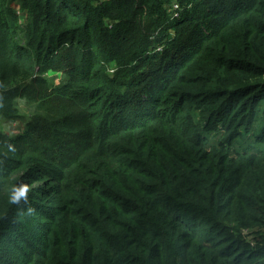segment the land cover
I'll return each instance as SVG.
<instances>
[{"label":"trees","instance_id":"trees-1","mask_svg":"<svg viewBox=\"0 0 264 264\" xmlns=\"http://www.w3.org/2000/svg\"><path fill=\"white\" fill-rule=\"evenodd\" d=\"M23 1L26 39L0 0V120L28 123L0 130V264H264V164L230 169L227 124L264 100V0Z\"/></svg>","mask_w":264,"mask_h":264},{"label":"rangeland","instance_id":"rangeland-1","mask_svg":"<svg viewBox=\"0 0 264 264\" xmlns=\"http://www.w3.org/2000/svg\"><path fill=\"white\" fill-rule=\"evenodd\" d=\"M6 2L11 6L10 7L11 10L13 9L15 10V16L12 20L13 23H11V27L15 26L16 28H18L20 36H23L26 39L28 36L26 35L25 32L28 31V29L31 27L33 23L32 22L33 21L32 5L29 4L27 6L23 0H6ZM75 4L79 5L78 2H75ZM19 41H22V40L19 39ZM65 46L67 45H64V47ZM155 51H157V49ZM1 66H2V63H1ZM116 70H117V67H111L109 72L110 74H113L115 73ZM221 72H222L225 84H228L227 82H230V81L239 80L238 78L231 79V74L227 72V70H222ZM222 75L214 74L215 80L218 81V78L222 77ZM64 77H65V73H61V76H58V74H50L48 77L44 76V79H46L49 85L52 86L54 89L55 87L61 85ZM78 78H80V76L75 75V80ZM70 83H75V82L71 81ZM78 87H79L78 97L72 100H75V101L77 100L79 103L81 102L82 104V101H84L87 97L84 96V86L82 87V83L78 85ZM93 87H97V86L93 85ZM262 93H264V91ZM94 94L98 95L99 92L96 90V93ZM1 98L2 100H0V109L2 108L1 105L6 104V102H8L9 100V98L3 97V96ZM202 98L204 99L205 95H203ZM29 99L31 98L29 97ZM86 102L91 109L90 110L91 114L95 117L104 116V112H107L108 109H110V107L108 106L109 104L106 105L107 102H102V101L98 102V100L96 99L95 100L92 99V101L90 102V100L88 99V101H85L83 104H85ZM16 107H17L16 108L17 112L24 116H27V119L29 120L34 119L35 117H38L40 115L43 116V114L47 112H51L53 115H55V111L59 109V106H57V104L55 103L48 105L46 100L42 102L36 99H32L31 103L25 100L17 101ZM194 107H196L195 110L199 112L198 109L200 108V105L193 104V109ZM243 110L245 111L246 109H242L241 111ZM107 114H111V111H108ZM243 114L244 113H242V115ZM241 116H239V119L235 121L234 124L232 122L227 123V124H230L231 126L244 124V126L247 127L246 130L248 131L244 135L236 138L234 141L235 142L234 147L236 149H235V152L230 157L234 160H230L229 167L230 169H232V171H235V172L237 171L239 172V168H242L244 170L248 169L255 163L256 165L264 164V156L257 157L254 160L247 159V158H253V157H244V158L239 157L240 154L244 153L245 151H250V152L264 151V146L262 147V141L264 140V100L259 104L258 108L256 109V114L253 117V119H251L252 117H250V115H248L247 113L244 114L243 117ZM27 124L28 123H22L20 121L0 120V130L10 135H16V134L24 132L26 130ZM227 124H224V122L219 121V119L215 121L216 127L219 126L218 132H220V135H224L222 137L223 139L228 137V134L225 129V126ZM195 131L197 132L196 124H195ZM215 132L216 130L210 132L209 139L215 138L214 137ZM240 149L241 151L239 152Z\"/></svg>","mask_w":264,"mask_h":264}]
</instances>
